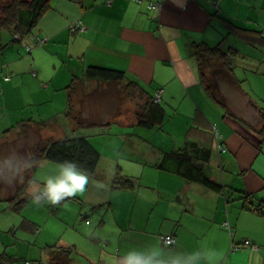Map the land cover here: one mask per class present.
<instances>
[{
	"label": "crops",
	"instance_id": "crops-1",
	"mask_svg": "<svg viewBox=\"0 0 264 264\" xmlns=\"http://www.w3.org/2000/svg\"><path fill=\"white\" fill-rule=\"evenodd\" d=\"M223 18L262 33L255 32L256 42L245 41L239 30L235 33L228 29ZM77 22L84 29L75 28ZM66 33L72 41V51L66 58L61 57L59 63L70 62L76 73L73 75L81 77L89 65L123 70L146 95L155 96L161 90L159 102L167 115L161 128L138 127L135 119L115 120L123 129L132 128L134 134L152 139L161 136L162 142H149L150 151H144L143 158H139L146 161L142 162L145 166L128 174L144 177V181L135 178L137 188L147 187L153 195L144 196L136 186L132 191H136L138 199L151 203L144 202L142 207L143 200L139 201L146 221L156 223L154 228H147L133 219L136 213L131 211L130 216L115 222L116 228L110 232L113 235L96 250L97 260L88 258L86 264H112L132 248L163 244L161 238L167 235L175 239L168 246L185 255L197 250L215 252L211 264H264V214L251 209L264 204V140L258 134L264 123V42H259L264 36V0H51V8L41 16L29 37L8 44L0 55V139L19 133L17 123H24L28 133L37 128L30 120L52 124L55 112L51 114L46 106L48 102L53 104L55 98H64L60 111L66 109L67 81L53 83L54 75L41 74L35 64L36 58L47 52L58 54L60 42L64 40L67 45ZM23 39V46L17 44ZM221 41L223 48L231 46L237 50L235 58L245 65L247 77L243 82L245 79L238 77L233 67L238 82L227 95L230 112L208 96L192 53L194 42L214 46ZM25 47L29 49L28 55L22 50ZM77 82L83 85L79 95L85 92V85L94 84L95 90L97 84H85L80 79ZM87 87L86 90L90 89ZM55 91H60L56 97ZM244 98L252 105L253 117L255 111L258 113L260 122L248 118V113L241 116L236 112L242 111L240 101ZM65 120L74 124L69 117ZM204 148L210 153L206 170L212 179L223 184L222 193L200 184L191 186L179 175L163 170L157 180L163 187H152L156 171H148V176H144L152 164L148 158L157 162L165 151L184 149L196 159H205ZM39 166L40 170L42 166L57 170L56 163L46 160ZM40 174L39 171L38 181L35 179L28 191L38 187L37 183L43 184L45 178ZM96 175L90 177L87 190L78 196L93 209L111 201L112 212L114 193L126 192L129 196V191L105 186L95 179ZM241 195L248 197L243 200ZM181 222L186 225L180 227ZM8 227L14 228V224ZM9 235L11 238L5 239L6 235L0 234V255L6 252L12 258L0 260V264L30 262L32 253L21 259L17 250L7 252L14 243V235ZM56 243L57 247L75 246L72 240L61 236ZM43 257L47 264L49 254L40 255L39 260Z\"/></svg>",
	"mask_w": 264,
	"mask_h": 264
},
{
	"label": "rangeland",
	"instance_id": "rangeland-1",
	"mask_svg": "<svg viewBox=\"0 0 264 264\" xmlns=\"http://www.w3.org/2000/svg\"><path fill=\"white\" fill-rule=\"evenodd\" d=\"M76 27L77 26H75V28ZM79 27H82L84 29L83 26H78V28ZM68 33L71 35L69 30ZM66 36L68 38L67 45H65L64 40L60 42L62 47L58 50V54L55 52H47L42 55L40 59L36 58L35 60V64L41 74L54 75L53 83H58L60 80H62V82L67 81V84H70L73 74H76L73 67L70 65V62L64 65L59 63L61 57L66 58L68 56V52L70 50L72 51V41H70L67 33ZM2 37L4 41H9L10 39V35L6 32L2 34ZM25 37H29V35L24 36L23 38L25 39ZM24 39L21 43L17 44L23 46V42H25ZM9 44H12V42ZM85 48L86 47L84 46V49ZM22 50L24 53H26V47L25 49L22 48ZM53 63H55V66L53 65ZM232 67H234L236 75H238V77L240 78H243V80L245 79L243 82H246L247 77L245 76V65L240 62L239 58L233 59ZM214 80L222 89L221 91L226 102L230 103L227 95H229L228 92L232 91L235 86L231 82L226 80L223 75H215ZM86 83L87 81H85V84ZM77 86L82 88L83 85L81 83ZM93 86L94 84H88V87L87 85H85L84 90L86 92V95H79L75 93L73 94V101L77 106L80 107L79 111L81 110L83 112H79L81 116H86L89 118V120L92 119L101 124L93 126H77L75 122L74 124H70L69 121L65 120L68 117L64 115V111H60L63 104H65V99L55 98L53 104L48 102L46 106L51 114H54L55 112V115H53L55 121H53L52 124L44 129L37 130L35 127H33L31 132L28 133L30 135L28 138H25V136H21L23 132H21L19 135L18 133H16L7 137L5 136V138H1L0 156L7 155L10 152H18L23 155H28V146L30 144L39 140H45L49 138V136L59 137L63 134L66 136H87L90 142L99 150L101 154L97 174L102 173V175H96L99 178L96 177L95 179L99 180L101 184L105 186H110L114 172L113 167H118V171L121 175L131 177V175L128 174H131V172L135 171L136 168L138 170L139 167L145 166L144 164H142V162L144 161L139 158H143L144 151H150V145L148 143L152 140H158L159 142H162V139L160 138L161 136H157L152 139L151 137H145L142 134H138V132L134 134L132 128L123 129L120 124L115 121L120 120L128 122L134 119V114L140 111L143 102V99L139 97L138 94L135 93V97H132L133 93H127L123 89V86L118 83L103 84L102 86L96 84L95 90ZM86 87L93 89V92L90 89L86 90ZM62 91L66 96V92L64 90ZM59 92L60 91H55V97L58 96ZM61 102L62 105H60ZM240 102V108L243 112H236L241 116H245V113H248L250 116L246 117L255 119L257 123L260 122L258 117H256V114L258 116V113L255 111V117H253L252 111H250L252 109L251 103L248 102V100H246L245 98ZM106 121H110V124L103 125V123ZM170 128L173 131V126H171ZM162 137L166 136L162 135ZM13 138H16L15 142L12 140ZM24 139L25 141L27 139V141L26 144L22 146L20 144ZM148 161L152 164L150 168L145 171L144 176H148V171H156V178L153 181L152 187L158 188V185L160 187H163V184H161L160 181H157L159 178L158 173H161L162 170L158 169L153 164L154 162H156V159L148 158ZM39 165L40 163L36 167L37 175H35L36 169L34 172V177L37 181L39 171L41 172L40 176H43V178H46L48 175H54L57 172V170L54 171L53 169H51V167L49 168L45 166H42L40 170ZM212 170L213 168L211 169V171ZM150 176L154 178L153 175ZM137 177H139L140 179L141 175H137L135 178ZM141 179L143 181L145 180L144 177H142ZM132 180L134 182L136 181L135 186L137 188L138 181L135 179ZM37 184L38 187L42 186L39 183ZM189 184H191V186H194L197 183L190 182ZM133 188L123 189L125 191H129V196L126 192H120L118 194V192L116 191L117 194L116 192L114 193V196L111 198L113 203L112 212H110L109 209V204L111 203V201L106 205L95 207L93 209L89 207L84 199L78 195L72 198H68L58 205L45 204L42 207L35 206L31 203L30 200L19 209V212L10 211L7 208L8 203L5 201H1L0 227L2 228L0 229L2 231L0 234L6 235L4 237L5 239L11 238V236L9 235L10 232L7 231L11 227L8 226L14 224V228L17 227L23 218L32 220L33 222L38 224L39 227L38 231L36 232L25 231L19 228L15 229L14 243L12 246H9L7 248V252H14L15 250H17V253H20V255L18 254V257H21L27 253L29 255L32 253V259L26 257L28 259H31L30 262L32 264H46V259L43 257V259L40 261L39 256L48 254L46 245L57 244V239L61 236L72 240L73 244H75V246L72 245V247H74L73 252L70 255V264H86L88 258L97 260L96 250L98 247L105 244L107 237L113 235V233L110 232L116 228L115 222H121L123 217L127 214L128 216H130L131 211L135 210L136 214L133 215L134 220H140V222H142V225H145L147 228L152 229L155 227L156 221L147 222L143 213L144 209L142 208L145 205L144 202L149 205H151V203L147 201V199H138V194L136 196V191H132ZM13 189L14 186H11L9 189H4V194L11 193ZM29 189L31 190L32 188ZM137 189H140L141 194H143L144 196L153 195L147 192V187H138ZM29 193L30 191L27 190V194ZM183 195L186 196L184 193ZM135 200H137V203H135ZM140 200H143L142 207H140ZM161 200H163V198ZM183 225L186 224L181 222L180 227ZM109 241L111 240L109 239ZM88 255H91V257H89ZM22 258L23 257H21V259ZM13 263L22 264V261L18 260L12 262V264Z\"/></svg>",
	"mask_w": 264,
	"mask_h": 264
},
{
	"label": "trees",
	"instance_id": "trees-1",
	"mask_svg": "<svg viewBox=\"0 0 264 264\" xmlns=\"http://www.w3.org/2000/svg\"><path fill=\"white\" fill-rule=\"evenodd\" d=\"M49 8H51V0H0V55L9 43L16 40L19 41L24 36L30 35L41 16ZM223 21L229 30H233L235 33L239 30L238 33L245 41L256 42L255 39L258 37L255 35V32L262 33L254 28L240 26L227 18H223ZM4 32L10 35L9 41L3 40L2 34ZM259 42H264V36ZM27 48L28 47H26V50H29ZM192 53L197 64L199 80L205 88L208 96L211 100L224 107L226 112H230L221 91L222 89L214 80V76L218 74L223 75V77L232 84L238 82L234 76L232 67V61L237 54V50L231 46L223 48L222 41L214 46H211L206 42H194L192 44ZM78 79H80V81H95L101 86L103 84L118 83L123 86V89L127 93H133L132 97H135V93L138 94V96L143 99L140 111L134 114L135 124L138 127L147 129L161 128L167 118L165 108L159 101L154 100L155 96L146 95V91L136 81L129 80L123 70L98 65H89L85 67L81 77L73 75L71 83L66 86L67 102L64 114L71 118L77 126H93L101 124L92 119L89 120L86 116H81L80 113L82 111H79L80 107H77L76 103L73 101V94L78 93L79 90V87L77 86ZM84 94L86 95L85 92L81 95ZM261 111L264 113L262 109ZM29 122L36 125L37 130L49 126V123L45 120H30ZM109 124L110 121L103 123V125ZM25 126L26 125L21 122L17 123L16 128H20L18 135L23 132L21 136L28 138L30 135L28 134L27 129H25ZM258 134L264 140V123L261 128L258 129ZM12 140L15 142L16 138H13ZM26 141L24 139L20 145L24 146ZM204 150L206 151L207 159H196L184 149H172L163 152L160 160L153 164L160 170L179 175L187 182H194L215 192L222 193L223 184L212 179L206 170L210 153L209 150H206L205 148ZM28 156L33 158L34 165L25 173L22 182H17L13 185L14 189L11 193L4 194V189H9L11 186L0 183V202H7V208L12 212H19V209L31 200L30 194H27V189L28 186L35 181V169L43 160L56 164L65 160L74 161L87 169L91 177L95 176L97 173L101 154L90 142L87 136H62L49 137L45 140H39L30 144L28 146ZM144 163H146V161ZM131 178L135 179L133 177L121 175L117 167L114 170L111 187L117 189L133 188L136 181L134 182ZM244 196L248 197V195H241L239 198L246 200ZM251 209L257 214H264V204H260ZM17 228L36 232L39 227L38 224L32 220L23 218L19 225L15 228H11L9 232L14 235V230ZM170 237L175 241L173 236ZM163 238L164 237L161 238V242L165 244ZM174 241L166 245H172ZM46 246L49 254L47 264H70V255L73 252V247H57L55 245ZM11 256L12 255L3 252L0 255V260H10L12 258ZM24 262V264L30 263L28 260H25Z\"/></svg>",
	"mask_w": 264,
	"mask_h": 264
},
{
	"label": "clouds",
	"instance_id": "clouds-1",
	"mask_svg": "<svg viewBox=\"0 0 264 264\" xmlns=\"http://www.w3.org/2000/svg\"><path fill=\"white\" fill-rule=\"evenodd\" d=\"M34 165L31 156L10 152L0 156V183L13 186L22 182L24 175ZM90 183V174L82 165L70 160L57 164V172L48 175L42 186L30 191L31 203L37 207L58 205L68 198L83 194ZM216 255L211 250L177 251L166 244H153L145 248H132L115 258L112 264H211Z\"/></svg>",
	"mask_w": 264,
	"mask_h": 264
},
{
	"label": "built area",
	"instance_id": "built-area-1",
	"mask_svg": "<svg viewBox=\"0 0 264 264\" xmlns=\"http://www.w3.org/2000/svg\"><path fill=\"white\" fill-rule=\"evenodd\" d=\"M75 26H80V22H77L76 24H75ZM82 28V27H81ZM160 94H161V90L159 89L157 92H156V94H155V98H154V100L155 101H159V99H160ZM174 240H173V238H171L170 236H166V237H164L163 238V242L165 243V244H170V243H172ZM236 246V245H235Z\"/></svg>",
	"mask_w": 264,
	"mask_h": 264
}]
</instances>
